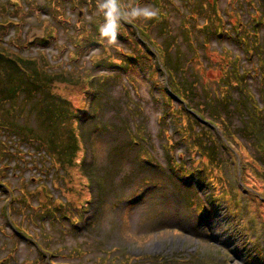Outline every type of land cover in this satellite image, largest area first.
<instances>
[{"label":"rangeland","instance_id":"rangeland-1","mask_svg":"<svg viewBox=\"0 0 264 264\" xmlns=\"http://www.w3.org/2000/svg\"><path fill=\"white\" fill-rule=\"evenodd\" d=\"M105 2L0 0V264H264V0Z\"/></svg>","mask_w":264,"mask_h":264},{"label":"clouds","instance_id":"clouds-1","mask_svg":"<svg viewBox=\"0 0 264 264\" xmlns=\"http://www.w3.org/2000/svg\"><path fill=\"white\" fill-rule=\"evenodd\" d=\"M105 11L104 15L106 17L105 24L101 27V32L104 35L115 38L117 21L119 17L117 16V6L113 0H106V2L101 6Z\"/></svg>","mask_w":264,"mask_h":264},{"label":"trees","instance_id":"trees-1","mask_svg":"<svg viewBox=\"0 0 264 264\" xmlns=\"http://www.w3.org/2000/svg\"><path fill=\"white\" fill-rule=\"evenodd\" d=\"M208 7H210V8H212L210 5H208ZM255 8V7H254ZM261 8V7H260ZM252 9V11H253V8H251ZM256 9H258V10H262V9H259L258 7H256ZM250 10V9H249ZM214 14H215V12H213ZM245 13L248 15L250 12H248V9L245 11ZM257 15H259V16H261V15H263V13H262V11H260V12H258V13H256ZM241 25H242V23H241ZM203 27H206V26H203ZM248 29V26H246V24H243V28H242V30L240 31V34L242 35V34H244V36L243 37H245V32H246V30ZM246 47V46H245ZM157 54H158V52H157ZM158 55H160V56H162L163 57V59H164V63L166 62V58H164V55L162 54L161 55V53L160 54H158ZM157 58V57H156ZM123 66L122 65H119V66H117L116 68H119V69H121ZM240 76H242V75H240ZM35 84V83H34ZM190 85H191V83H190ZM176 89H177V91H180V92H182L181 90H180V87H179V85H177V87H176ZM173 93V92H172ZM179 93V92H178ZM165 95H166V91H165V93H164ZM179 97H178V101H180V102H182V101H184L185 100V97H184V95L183 94H181V93H179ZM246 96H249L250 97V94H249V92L245 95V97ZM249 100V99H248ZM248 103V102H247ZM246 103V104H247ZM133 140H135V139H130V143L131 142H134Z\"/></svg>","mask_w":264,"mask_h":264},{"label":"bare ground","instance_id":"bare-ground-1","mask_svg":"<svg viewBox=\"0 0 264 264\" xmlns=\"http://www.w3.org/2000/svg\"><path fill=\"white\" fill-rule=\"evenodd\" d=\"M253 264V263H252Z\"/></svg>","mask_w":264,"mask_h":264}]
</instances>
